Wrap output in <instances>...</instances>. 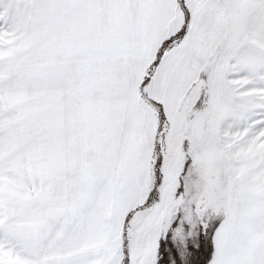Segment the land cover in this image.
<instances>
[{
    "label": "rangeland",
    "instance_id": "1",
    "mask_svg": "<svg viewBox=\"0 0 264 264\" xmlns=\"http://www.w3.org/2000/svg\"><path fill=\"white\" fill-rule=\"evenodd\" d=\"M0 264H264V0H0Z\"/></svg>",
    "mask_w": 264,
    "mask_h": 264
}]
</instances>
